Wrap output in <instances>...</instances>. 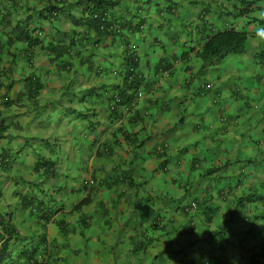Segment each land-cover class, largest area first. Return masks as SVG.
<instances>
[{
    "label": "crops",
    "instance_id": "0c3cea01",
    "mask_svg": "<svg viewBox=\"0 0 264 264\" xmlns=\"http://www.w3.org/2000/svg\"><path fill=\"white\" fill-rule=\"evenodd\" d=\"M54 1L0 0V156L8 159L0 217L25 239L13 253L34 245L36 264H264V203L234 211L240 193L264 195V65L254 57L264 35L193 80L217 100L188 89L205 40L230 22L253 34L263 0L245 16L233 0H111L113 33L97 43L73 38L58 59L50 50L71 42L68 15H79V0H59L57 18L43 15ZM25 23L37 46L17 40ZM132 46L141 85L128 109L112 113ZM29 76L39 79L35 93ZM40 161L53 163L41 193ZM37 199L49 203L50 221L21 205ZM223 226L231 244L208 242Z\"/></svg>",
    "mask_w": 264,
    "mask_h": 264
},
{
    "label": "trees",
    "instance_id": "16d2710c",
    "mask_svg": "<svg viewBox=\"0 0 264 264\" xmlns=\"http://www.w3.org/2000/svg\"><path fill=\"white\" fill-rule=\"evenodd\" d=\"M86 2L85 8L82 11V15L77 17H71V42L68 46H59L52 47L50 52H54L55 59H58L57 55L59 53H68L67 51L72 47V44L75 40L79 39V42L85 41L89 42V35H92L94 38L95 36L103 35V33L107 30V25L105 21L102 22L103 16L106 15L109 7L112 6V2L108 0H79L77 3ZM54 5H50L47 7V12H55L60 13L63 7L59 2V0L54 1ZM255 2H246L247 6L249 4H253ZM44 13V12H42ZM59 14H57L58 16ZM9 17V16H8ZM105 27V28H104ZM104 28V29H103ZM103 31V33H102ZM34 30L27 28V23L23 27H20L19 34H18V41L27 43L29 48L37 46L39 44V38L36 35H33ZM79 37V38H78ZM73 38L75 40L73 41ZM93 43H97L100 39H94ZM247 38V33L245 31H237L233 28L226 29L224 31L217 32L216 34L211 35L206 42L203 44L201 52H200V59L202 61V67L213 66L215 62L222 60L225 56L229 54H237L241 53L244 50V43ZM82 43L83 45L85 44ZM48 48V47H47ZM65 66V65H64ZM138 67V62L134 61L131 56L126 55L123 65V78H122V86L121 90L118 91V97L121 99V104L124 103L126 105L130 104L132 101L133 94L141 85V81L137 76H134V70ZM134 77V78H133ZM39 79L35 76H29L27 81H33V93L37 92L41 87L37 85L35 81ZM4 157V156H3ZM45 168L44 177L45 179L49 178L52 175L53 171V163L49 161H40L36 165L35 170H38L39 166ZM239 185V184H238ZM235 185V186H238ZM40 189L39 192H43L42 186H38ZM239 201L236 203V208L234 211L240 210L245 208L248 204L254 202H262L264 203V197L258 196L255 193H250L249 191L242 192L239 194ZM87 203V200L83 201L82 204ZM24 209L28 211L30 215L36 216L38 219H46L47 213L50 211L49 203L46 200H25L21 204ZM214 212L211 208H208ZM213 213H206L204 221L206 223H210L212 220ZM231 233L230 231H226L225 227H220L218 229L212 230L209 232L207 241L209 240H222L224 244H231L229 243L231 240ZM21 236L16 228L11 225L10 222L5 221L2 217L0 218V264H5L9 261L11 264H36L35 255H36V246L30 245L25 246L21 251L15 252L16 256H18L17 260H12V250L11 247L13 246V242L20 241V245H23V241ZM43 239L41 240L42 243ZM44 242V241H43ZM29 247V248H28ZM241 248V247H240ZM22 260L21 262L19 261ZM19 261V262H18Z\"/></svg>",
    "mask_w": 264,
    "mask_h": 264
},
{
    "label": "clouds",
    "instance_id": "9594fccd",
    "mask_svg": "<svg viewBox=\"0 0 264 264\" xmlns=\"http://www.w3.org/2000/svg\"><path fill=\"white\" fill-rule=\"evenodd\" d=\"M108 1H110V2H112L113 4H112V6L111 7H109V9H108V11H107V13H106V15L105 16H103V20H102V22H104L105 21V24L107 25V30H105L106 31V34H105V32L103 33V31H102V33H103V36H109V35H111V33H113V29H112V27H110L109 25H108V23H107V16H108V12H109V10H111V8L112 7H114L115 5H114V2L113 1H111V0H108ZM260 0H233V3H232V6L234 7V9L237 11V14L238 15H241V16H245L246 14L247 15H249V13L251 12V11H254V10H256V8H255V4H256V2H259ZM86 2L87 1H84L83 3H77L76 4V7L79 9V15H82V11H83V9L85 8V5H86ZM246 2H248V3H250V2H255V3H253V4H249V6H247L246 4H244V3H246ZM261 7H260V9H261V11H263L264 12V0H263V3L261 2V5H260ZM47 10V8L43 11L44 13H42L43 15L45 14V15H48L49 17H51V18H57L60 14H61V12L60 13H55V12H53V13H51V12H47L46 11ZM167 10V9H166ZM223 15H227V13L229 12L228 11V5L226 6V5H221V7H219V9H218ZM57 14H59L58 16H57ZM78 15V16H79ZM69 17L70 16H73V15H68ZM74 17H77V16H74ZM71 18V17H70ZM71 20V19H70ZM255 21H258V23L256 24V28H255V30H254V33L253 34H250L249 33V31H248V29H246L245 27H240V26H238L237 24H235V23H233V22H230L225 28H223L222 30H219V31H217V32H222V31H224V30H226V29H229V28H233V29H235V30H237V31H245L246 33H247V38H246V40H245V43H244V50L241 52V53H237V54H229V55H227V56H230V55H239V54H245V53H247V51H248V49H247V40H248V38L250 37V35H256V36H262V35H264V20H262V19H257V20H255ZM252 22H254V19L253 18H250V20L247 22V24H249V23H252ZM24 26V25H23ZM22 26V27H23ZM105 28V27H104ZM103 28V29H104ZM116 30V29H115ZM216 32V33H217ZM216 33H213V34H216ZM209 37H211V36H209ZM208 37V38H209ZM207 38V39H208ZM206 39V40H207ZM206 40H205V42H206ZM204 42V43H205ZM203 43V44H204ZM203 46V45H202ZM135 47L134 46H132L131 48H130V52H128L127 53V55H129V56H131L132 57V59L134 60V61H136V62H138V55H137V53H136V51H135V49H134ZM201 49H202V47H201ZM201 49H200V52H201ZM200 52H199V54H198V56L200 57ZM187 54H188V51L186 50V51H184V52H182L181 54H180V59H188L186 56H187ZM186 57V58H185ZM226 57V56H225ZM224 57V58H225ZM254 57L257 59V60H259L263 65H264V50H259L257 53H255V55H254ZM125 58H126V55H125ZM125 58H124V60H125ZM223 58V59H224ZM172 61H174L175 60V58H173V59H171ZM221 61V60H220ZM220 61H217V62H215V64L213 65V66H215L216 65V63L218 64V62H220ZM209 67H212V66H207V67H202V65H201V68L199 69V71L196 73V74H191V78H190V83L188 84V89L191 91V93L193 94V92L197 89V91L195 92V93H198V92H202L204 95H206V94H208V93H212V94H214V96H215V99L217 100L218 99V93L215 91V90H213V88H211V86L209 85V84H207V83H205V82H203V81H198V82H196V83H194L193 84V80L197 77V76H199L201 73H202V71L204 70V69H206V68H209ZM168 69V66H164L163 67V69H162V72H165L166 70ZM134 76H137L139 79H140V81H141V77H140V75H139V73H138V71H137V69L136 70H134ZM120 78H121V80H122V78H123V69L120 71ZM134 78V77H133ZM39 81V80H38ZM35 82H37V81H35ZM37 85L39 86V83H37ZM41 87V86H40ZM140 87V86H139ZM138 90V89H137ZM136 90V91H137ZM136 91L134 92V93H136ZM36 92V91H35ZM133 93V94H134ZM141 95V93H137V96H140ZM203 96V95H202ZM121 99L118 97V93H115L114 95H112V97H111V99H110V102H109V105H108V109H109V111L110 112H112V113H114V112H117V110H119L120 108H129V104L128 105H126V104H124V103H122L121 104ZM196 162H197V160H195L194 162H192L191 163V167L192 168H194V165L196 164ZM7 164H8V159L6 158V157H3V156H0V166L1 167H5V166H7ZM218 169H219V167H215V168H211V169H206L205 171H204V174L205 175H211L212 173H215L216 171H218ZM38 171H39V173H40V177H41V182H40V185L42 186V183L45 181V180H47V179H45V177H44V171H45V168L44 167H42L41 165L39 166V168H38ZM53 172V171H52ZM208 173V174H207ZM52 176V175H51ZM50 176V177H51ZM49 177V178H50ZM113 181H115V180H113ZM86 182H88V181H86ZM89 183L90 184H93L94 183V181L93 180H89ZM42 188V187H41ZM250 193H252V192H250ZM256 195H258V196H262V197H264V195H259V194H256ZM239 196H238V198H237V202L239 201ZM236 202V203H237ZM236 205V204H235ZM196 208H197V204H195V203H192L188 208H186V213H189V212H193V211H195L196 210ZM236 208V206H234V209ZM238 211V210H237ZM53 213L54 212H52V210L50 209V211H49V213H47V218L46 219H41V220H43V221H45V222H48V221H50V219H51V217H52V215H53ZM230 216H232L233 215V213H230L229 214ZM1 218V217H0ZM211 222V221H210ZM44 241V240H43ZM43 241H42V243H43ZM12 250V249H11ZM15 253H13V251H12V256L14 255ZM22 260H20V262H21Z\"/></svg>",
    "mask_w": 264,
    "mask_h": 264
},
{
    "label": "rangeland",
    "instance_id": "374dc122",
    "mask_svg": "<svg viewBox=\"0 0 264 264\" xmlns=\"http://www.w3.org/2000/svg\"><path fill=\"white\" fill-rule=\"evenodd\" d=\"M168 50H169V48L168 47H166L165 48V53H167L168 52ZM159 53H163V51H162V49H160V52ZM21 204H22V202H21ZM216 219H217V217H215Z\"/></svg>",
    "mask_w": 264,
    "mask_h": 264
}]
</instances>
